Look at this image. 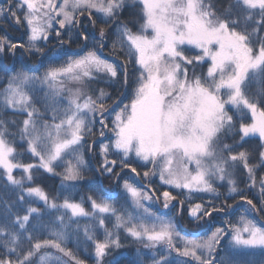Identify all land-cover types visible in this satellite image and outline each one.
I'll list each match as a JSON object with an SVG mask.
<instances>
[{
  "label": "snow or ice",
  "instance_id": "1",
  "mask_svg": "<svg viewBox=\"0 0 264 264\" xmlns=\"http://www.w3.org/2000/svg\"><path fill=\"white\" fill-rule=\"evenodd\" d=\"M126 9H131L129 19L121 20ZM93 13L101 18L98 38L83 27L85 18L93 28L97 26ZM5 20L25 32L15 42L0 35V59L15 58L19 50L21 56L46 58L49 63L42 75L23 67L11 71L0 89V107L25 117L18 127L15 119L0 118V175L6 189H20L15 200L0 197L5 205L0 215V264H68L65 257L74 264H86L65 246L69 225L64 215L44 223L43 211L26 198L70 212L69 220L92 218L95 224L84 225L83 234L85 242H91L95 264H105V258L122 247L120 229L152 250L150 264H242L236 255L248 250H259L262 259L246 264H264V223L249 218L264 213V174L257 177L264 168V0H0V21ZM109 21L115 27L111 52L116 61L99 54L108 34L103 25ZM53 32L59 47L49 55L40 45H47ZM76 39L83 47L89 41L93 46L87 51L82 47L83 55L57 64L66 55L65 46ZM187 46L200 54L186 55ZM206 58L211 61L207 72L198 74L197 67ZM130 64L139 73L133 98L115 114L110 130L114 138L100 146V173L119 177L127 169L136 177L158 176L162 186L210 193L217 199L216 184L226 182L228 199L238 197L237 206H248L236 222L223 221L224 226L206 238L182 236L172 219L156 215L144 203L162 198L167 209L177 197L167 190L158 197L150 195L128 180L123 189L131 197V212L124 204L117 206L119 194L99 199L88 195L89 212L82 202L68 197L58 204L38 184L25 187V182L34 183V172L40 169L60 176L62 185L86 179L79 150L85 137L94 135L98 114L99 135L105 136L108 108L104 101L109 94L99 89L93 96L85 86L103 75L109 80L122 77L126 87ZM257 84L259 89L254 87ZM41 92L42 101L35 98ZM65 92L68 106L61 110L56 101ZM37 104H42L43 112ZM247 113L251 122L246 123ZM16 136L26 149L18 150L16 140L9 139ZM250 137L259 138L255 149L244 147ZM25 151L38 162H22L19 157ZM67 155H73L76 164L68 161L64 171L57 172V163ZM110 155L119 159H109ZM133 155L145 167L151 164V169L138 172L130 162ZM117 167L121 172L115 171ZM16 169L25 175L17 178ZM241 169L245 176L238 178ZM241 180L248 191L258 188L260 207L239 187ZM178 203L182 212L184 201ZM17 204H27L23 215L12 211ZM232 208L227 200L220 205L207 201L190 204L188 213L209 224L214 214ZM110 217L115 218L112 229L106 225ZM80 227L76 225L77 233ZM44 229H51V239L40 238ZM98 229L103 230L102 239L96 236ZM225 240L227 244H222ZM107 264H119V260L112 257Z\"/></svg>",
  "mask_w": 264,
  "mask_h": 264
},
{
  "label": "trees",
  "instance_id": "2",
  "mask_svg": "<svg viewBox=\"0 0 264 264\" xmlns=\"http://www.w3.org/2000/svg\"><path fill=\"white\" fill-rule=\"evenodd\" d=\"M139 9H137L138 11ZM131 9H126L124 13L121 15V20L129 19ZM93 18L97 19V26L95 28L88 22L85 18L83 20V27L87 29L89 33H95V35L99 36V27L102 26L101 18L93 13ZM107 29V38L104 42L105 46L102 50H99V54L104 56L105 58H110L113 61H116L118 58L112 55L111 46L112 40L115 38V27L112 25V22L109 21L108 24L103 25ZM58 27V25L56 26ZM25 29L23 27L13 26L9 21H0V35H7L9 39L13 42L24 38ZM88 45H92V42L89 41ZM41 47H45V51L51 55V49L59 47V41L55 38V33L53 32L47 45L41 43ZM83 47L82 42L79 39H76L75 42L69 47L65 46L66 55L62 56L56 63H63L69 57H74L76 55H81L83 51H85L86 47H83V51H80V48ZM189 46L185 49L186 55H198L195 51H190ZM125 51L127 49L125 48ZM41 59H43V64H41ZM48 60L46 58H37L27 56H21L20 51H17L16 57L13 58L10 55L3 56L0 59V78H2L0 82V89L5 87L6 79H4L6 74H11V71L15 69L23 67L27 71H35L41 72L48 66ZM209 61L203 62L197 67V73H206L207 68L209 66ZM137 66L134 64L129 65V81L127 86H123V78L121 77L118 80H109L106 76H99L97 79L91 81L86 85L85 90L89 91L93 96L98 94L99 89H104L106 93L109 94V97L104 101L108 111L104 114V119L106 121L107 127L104 128L105 136L101 137L99 132L101 130V125L99 123L100 116L99 114L96 117L97 122L93 126L92 136H86L83 147L79 150V152L83 156L84 165L82 166V171L86 179L78 180V181H64L63 185L61 182V177L58 175H52L45 172L43 169H40L38 172H34V183L29 185L25 182V187L35 186L36 184L40 185L48 194L50 198H55L58 204L63 203L65 197H68L70 200L74 202H82L84 208L92 212L91 204L87 200L88 195H92L94 198L99 199L100 197H108L109 194H119V202L117 206L120 204H124L127 211H133V204L131 197L124 191L123 184L125 180H128L129 183L135 184L139 188H143L144 191H148L150 195L160 196V194L167 190L172 192L174 196L177 197V201H173L169 208L165 209L163 207L162 198L159 200L153 201H145V206L151 208L152 212L156 213L158 216H162L166 219H172L176 224V230L180 232L182 236H200L206 238L211 234L216 227H221L223 225V221H231L236 222L241 214L245 213V209L248 207L246 204H240L237 206L238 197H233L228 199L227 197V186L226 182H218L216 187L220 193L219 198L217 199L214 194L210 195H202L195 200H188L181 198V193L176 191L175 188L169 186H162L158 176L151 177L149 179L140 177H136L135 174L131 173L130 170H124L121 172L120 168H116V172H121L120 176L116 175L108 176L102 175L100 173V164L102 158L99 154V149L102 144L108 143L111 139H113V133L110 131L112 128V121L114 117V113L122 108L125 104H129L131 99L133 98V92L136 87V76H138V71H136ZM5 69L9 70L5 73ZM191 74V70H190ZM257 89H259L260 85H254ZM42 93H38L35 98H39L41 101L43 100ZM41 108V111L44 110L42 104H37ZM231 111V109H230ZM43 112V111H42ZM51 115V112L47 113L45 118ZM0 118L5 119L6 121L15 119L17 123V127L19 126V122L22 121L25 117L19 113H14L12 110L4 111L3 108L0 109ZM245 122H251V114L247 113V119ZM17 127H10V131L16 132ZM9 139L16 140V146L18 150L26 149L27 145L23 144L19 141L18 136L9 137ZM238 139V137H237ZM230 142V141H229ZM260 141L258 137H250L246 138L244 143L245 148L255 149L259 145ZM24 163H37L36 158L32 157L30 153L24 152L22 157H19ZM109 159H116L111 156ZM118 160V159H117ZM68 161H71L73 164H76V160L73 155H67L63 158V160L59 161L56 165L57 172H63L65 167L67 166ZM133 167L137 168V171L141 174L151 169L152 165L148 164L146 167L141 161L131 160ZM17 178L23 177L25 174L22 170L16 169L13 173ZM264 174V168H261L257 171V177ZM245 174L241 169L238 178L244 177ZM5 179L2 175H0V197L6 200H15L16 195L20 193V189H13L9 186L7 189L4 187ZM151 186L150 188L148 186ZM70 186V187H66ZM239 187L245 188L244 180H241L239 183ZM151 189H155V193L151 191ZM249 198H252L254 203L257 204V207H260L259 204V193L258 188H254L251 191H248L245 188V193ZM84 198L83 201L81 198ZM28 203H30L33 207L40 208L43 211V216L40 219L44 223H48L50 219H53L56 216L64 215L65 223L69 225L66 229V232L69 234V239L66 242L65 246L73 251L80 259L84 260L86 264H95V260L92 258V245L91 242H85V237L83 234V226L88 224H95V221L90 217H72L69 220L71 215L70 212H67L64 209H60L59 211L55 209L47 208L43 201H39L36 198H26ZM179 200L184 201V208L181 212L180 205L178 203ZM227 200L228 204H232V209H225L224 213L214 214L211 217V222L209 224H205L204 221L194 220L189 216L188 206L190 204L195 203H204L207 201H212L215 205H220L222 202ZM27 207V204L23 205H14L12 208L13 212H19V214H24V209ZM5 211V205L3 202H0V215H3ZM136 214L135 212L133 213ZM264 213L255 214L253 213L249 218L255 219L260 223H264ZM206 220L209 218H205ZM35 222V220L33 221ZM115 223V218L110 217L106 220V225L109 229H112L113 224ZM79 224L80 230L77 233L76 225ZM51 229L41 230L40 238L41 239H51L52 237L49 235ZM97 238H103V230L98 229L96 231ZM120 243L122 247L120 249H116L112 252V255L105 258V264L107 261L112 259V257H116L119 260V264H150L152 259V250L145 249L142 244L135 241L134 238L129 236L123 229H120ZM222 244H227V240L222 241ZM178 246H182L179 241H177ZM48 251L53 252L54 255H60L56 252L55 249H48ZM0 252H3V249H0ZM223 255V253H221ZM68 264H74V262L70 261V258H64ZM236 259L242 264H246L248 261H256L262 259L261 253L259 250H248L242 251L236 255Z\"/></svg>",
  "mask_w": 264,
  "mask_h": 264
},
{
  "label": "rangeland",
  "instance_id": "3",
  "mask_svg": "<svg viewBox=\"0 0 264 264\" xmlns=\"http://www.w3.org/2000/svg\"><path fill=\"white\" fill-rule=\"evenodd\" d=\"M90 47H92V45H88V47H86V49H85V51H87L88 50V48H90ZM190 48H191V46H189ZM195 52H197L198 53V55L200 54V52H199V50L197 49V50H194ZM81 55H83V53L81 54ZM206 60H208L209 61V63H211V61H210V59H208V58H206ZM64 63V62H63ZM57 64H60V63H57ZM44 70L45 69H43L41 72H36L37 74H43V72H44ZM1 80H2V78H0V82H1ZM71 86V85H70ZM85 88H86V86H85ZM45 91H47V89H45ZM42 93V92H41ZM43 94V93H42ZM67 100H68V94H67V92H65V93H63L62 94V98H58L57 99V101H56V107H58L59 109H64V108H66L67 106H68V104H67ZM130 104V103H129ZM37 107H39V106H37ZM0 109H2V107H0ZM40 110H41V108H40ZM120 109H118L117 111H119ZM42 111H44V110H42ZM116 111V112H117ZM116 112L114 113V117H115V114H116ZM114 117H113V119H114ZM111 156H113V157H115L116 159H119V157H117V156H115V155H111ZM137 160V158L133 155V156H131L130 157V161L131 160ZM143 163V162H142ZM169 187H171V186H169ZM176 191H179L180 193H181V198H183V199H188V200H195V199H197L198 197H200V196H202V195H210V193H202V192H195V191H193V192H191V193H189L188 192V190H181V189H175Z\"/></svg>",
  "mask_w": 264,
  "mask_h": 264
}]
</instances>
